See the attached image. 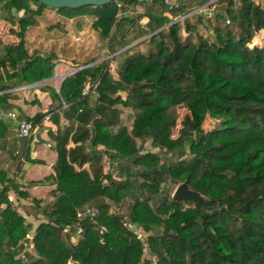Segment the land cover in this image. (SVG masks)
<instances>
[{
  "label": "trees",
  "instance_id": "16d2710c",
  "mask_svg": "<svg viewBox=\"0 0 264 264\" xmlns=\"http://www.w3.org/2000/svg\"><path fill=\"white\" fill-rule=\"evenodd\" d=\"M0 1L5 19H16L18 29L10 30L18 39L5 52L21 80L51 76L52 49L73 60L81 57L73 53L78 43L66 40L44 53L29 52L32 44L40 49L42 42L37 33L26 31L48 11L56 19L48 28L62 19L73 34L89 20L98 39L106 40L109 54L119 57L117 78L106 70L108 58L94 62L89 54L80 63L89 65L64 76L57 90L46 87L55 102L51 118L65 119L54 129L47 127L55 159L52 173L42 180L54 182V200L42 209L44 218L35 225L27 250L28 224L7 190L20 197L28 192L0 169V204L5 203L0 206V264H264V44L249 45L264 28L263 7L254 0H193L190 6L205 4L212 10L189 13V5L167 10L159 0L78 7ZM135 4L143 9L133 17L118 16ZM14 10L20 14L14 16ZM86 80L95 85L82 93ZM181 102L190 113L183 115L180 133L172 138L169 107ZM118 105L134 109L129 127L121 122ZM212 110L229 122L203 131L199 122ZM43 115L30 117L35 127ZM0 129L2 135L1 123ZM146 141L157 151L145 148ZM169 153L178 158L162 164L161 154ZM105 156L120 160L114 192L103 181L111 179L103 167ZM182 181L203 199H172L168 186ZM128 196L126 219L101 199L118 203ZM85 205L97 206L98 213L78 218L76 210ZM133 227L150 232L143 240ZM154 227L160 231L153 232Z\"/></svg>",
  "mask_w": 264,
  "mask_h": 264
},
{
  "label": "crops",
  "instance_id": "0c3cea01",
  "mask_svg": "<svg viewBox=\"0 0 264 264\" xmlns=\"http://www.w3.org/2000/svg\"><path fill=\"white\" fill-rule=\"evenodd\" d=\"M192 1L178 0L179 4L189 5L191 9L199 7L195 4L190 6ZM211 1L213 0L208 2ZM1 3L2 1H0V97L1 100L3 98H6V100L5 102L0 101V123L3 125L2 135H0V169L6 175L11 176L14 182L21 183V190L28 192L26 197H20L16 191L9 189L7 190V196L16 210L25 217V222L28 224L26 249L31 250L30 238L34 227L37 222L44 218L42 209L54 200L51 194L55 186L54 182L51 179L42 180L45 175L52 173L51 164L55 159V151L52 147L53 140L47 133V127L54 129L57 122L62 124L65 119L62 115L58 116L57 122L51 118L52 111H49V108L55 102L52 101L46 87L52 86L55 90L58 89L61 80L58 82L55 76L60 64H56L57 68L55 67L51 76L42 80L24 81L21 80L20 75H13L12 72L18 67L14 68L9 65L5 46L17 41L16 33L10 30V28L16 30L17 23L15 17L11 21L5 19ZM202 6L204 7L205 4H202ZM141 10L142 5L135 4L131 6V11H129L138 12ZM18 14L20 12L15 11L14 16ZM37 49V46L32 44L29 47V52L37 51ZM9 73H12V75L7 76L6 74ZM36 112L44 113L40 119V126L38 125L33 129L28 139L17 140L14 136L17 119L19 117L30 118ZM45 115H47L46 118L44 117ZM68 144H71V142L69 141ZM15 149L18 150L16 154L13 153ZM26 152L28 153V158H24ZM87 163H83V167L87 168ZM119 163L120 160L118 159L104 157L103 167L105 171L109 170L111 172V179L103 181L113 186V192L116 186L120 184L116 180L118 179L117 170ZM37 180L40 181L36 182ZM33 198L39 200V203L35 204L32 200ZM102 198L105 201L108 199L106 197ZM4 205L5 203L0 204L1 207Z\"/></svg>",
  "mask_w": 264,
  "mask_h": 264
},
{
  "label": "rangeland",
  "instance_id": "374dc122",
  "mask_svg": "<svg viewBox=\"0 0 264 264\" xmlns=\"http://www.w3.org/2000/svg\"><path fill=\"white\" fill-rule=\"evenodd\" d=\"M255 2H257L261 7L264 8V0H254ZM238 0H235V4H237ZM32 8H35V6L31 5ZM141 9V8H140ZM143 9V7H142ZM203 11H207V9L209 11L212 10V8H205L202 5L197 7V8H192L190 9V12L193 11H199L202 10ZM131 11V7L130 9L126 11H122L119 10L118 12V16L121 15H125L126 17L130 16L133 17V15L137 14L136 12H130ZM15 11V10H14ZM53 11H48L46 13V15L48 17H44V19H42L40 16H36L35 18V22L34 25L29 28L28 31L26 32H34L37 33L39 35V41H41V46L39 51L41 52H45L47 51V48L51 47V45L53 46V43H59L62 40H66L68 43H78L75 45V48H73L74 52L76 54V52L81 54L80 59L77 60H73L70 56H65L63 55L61 52L56 51V49H52L51 53L55 54V56L53 57L52 61H53V71L56 67V64L59 62L60 64V68L59 70L56 72V76L55 79H58V82L63 78V76L69 75L71 73H68L69 71L75 69L77 66L82 65L80 64L86 57L87 55L91 54V56H95V61H99L101 59H107V72L109 73V75L111 76V78H114L116 76V78L118 77L117 73H116V62L118 60V54H113L110 53L106 50V40H100L98 39L97 36V32L94 31L93 29L91 30L89 25H90V21L88 20V22L83 25L80 30L76 33L73 34L68 28H66L65 26V22L62 19H59V21H57L54 25H52L51 27H47V23L49 21H55L56 19L53 16ZM185 14H188L187 12ZM85 17V16H84ZM179 17L182 16H178L175 18L179 19ZM54 18V20H52ZM47 20V22H46ZM72 18H69L67 20V22H71ZM145 19L141 18L139 19V22L142 23L144 22ZM62 21V23H61ZM64 22V23H63ZM125 26H129V23L124 22ZM18 29V27H16ZM134 32V30H132V26L129 27V32H128V36L131 37L132 33ZM138 39L132 41L130 44L133 43H137ZM256 43V44H264V28L260 29L251 39L249 45ZM129 44V45H130ZM37 49V50H38ZM123 49V48H122ZM118 51V49H117ZM91 52V53H90ZM74 55V54H73ZM111 56H113V58H110ZM182 54L180 53V59H178L177 61H175V68L176 70L179 68V65L182 61ZM93 62V61H92ZM91 63V62H90ZM86 65H89V63H86ZM57 68V67H56ZM52 71V74H53ZM67 72V73H66ZM62 77V78H61ZM117 94L121 95L122 97H124V92L122 91H117ZM121 109L122 112L120 114V118H121V122L124 123L125 125H127V127L130 126V122L132 119V113L134 111V109L132 107H128V106H121L118 105ZM169 111L171 112V114L174 117V125L170 127L169 130V135L172 138H175L177 136L178 133H180V129L183 125V115L185 113H190L189 108L187 107V105L185 104V102H181L178 104H175L173 106L169 107ZM229 122V118L225 115V114H221L217 111H206L204 112L200 122H199V127L201 130L206 131L210 128L213 127H217L220 125H224L225 123ZM145 148H148L152 151H157L156 147H150L148 144V141H146L145 144ZM178 158V155H176V153H169V154H161V161L162 164L166 163L167 159L170 160H176ZM118 173V172H117ZM118 175V174H117ZM119 179V178H118ZM118 179H116L117 181H119ZM176 184H170L168 187V189L170 190V194L172 193L174 187ZM106 201L109 203L110 207L109 210L114 212L117 211L119 213H121L124 218L126 219L127 217V213H128V209H129V204H130V196L128 197H124L121 199V201H119L118 203L114 202L111 199H106ZM134 231H136V233L144 240V238L146 237V235L150 232H145L143 231L141 228L138 227H133ZM153 232H158L160 231L159 227H154L152 229ZM78 236V234H76ZM74 235L71 238L72 241H75L77 236ZM143 256L148 257V254L146 253V251H144ZM72 261H68L67 264H71Z\"/></svg>",
  "mask_w": 264,
  "mask_h": 264
},
{
  "label": "built area",
  "instance_id": "2783aa9c",
  "mask_svg": "<svg viewBox=\"0 0 264 264\" xmlns=\"http://www.w3.org/2000/svg\"><path fill=\"white\" fill-rule=\"evenodd\" d=\"M138 1H144L145 3H150L153 0H138ZM159 1L162 2V4L165 6V8L167 10H169L171 8H174V7L178 6V4H179L178 0H159ZM128 9H130V7H128ZM58 64H59V62H58ZM78 67L79 66H77L75 69L69 71L68 73L74 72L75 70L79 69ZM94 85H95V81L91 82L89 80H86L84 82L83 86H82L81 92L82 93H87L89 91V89L91 87H93ZM63 105H64V103H63ZM44 117L46 118L47 115H45ZM34 127H35V123H34V121L32 119L24 118V117L18 118L17 122H16V131H15V135L14 136L16 137L17 140L18 139L26 140V139H28L30 137ZM17 151L18 150L15 149L13 151V153L16 154ZM18 188L21 189L22 187L18 186ZM97 213H98V207L97 206H93V205H85L83 208L76 210V214H77L78 218H82V217H85V216H93V215H96Z\"/></svg>",
  "mask_w": 264,
  "mask_h": 264
},
{
  "label": "water",
  "instance_id": "95a60500",
  "mask_svg": "<svg viewBox=\"0 0 264 264\" xmlns=\"http://www.w3.org/2000/svg\"><path fill=\"white\" fill-rule=\"evenodd\" d=\"M51 7H78L84 5H101L109 2L110 0H37ZM205 12V11H204ZM180 18V17H179ZM86 64L79 65L78 68H82ZM174 200L179 199H203V196L196 190L187 187L186 182L182 181L177 183L170 194Z\"/></svg>",
  "mask_w": 264,
  "mask_h": 264
}]
</instances>
